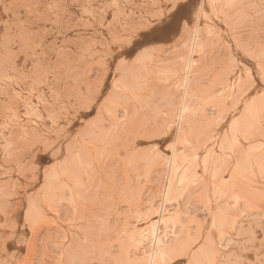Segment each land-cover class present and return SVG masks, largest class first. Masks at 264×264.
I'll return each instance as SVG.
<instances>
[{"label": "rangeland", "instance_id": "1", "mask_svg": "<svg viewBox=\"0 0 264 264\" xmlns=\"http://www.w3.org/2000/svg\"><path fill=\"white\" fill-rule=\"evenodd\" d=\"M152 225L264 264V0H0V264H149Z\"/></svg>", "mask_w": 264, "mask_h": 264}, {"label": "bare ground", "instance_id": "2", "mask_svg": "<svg viewBox=\"0 0 264 264\" xmlns=\"http://www.w3.org/2000/svg\"><path fill=\"white\" fill-rule=\"evenodd\" d=\"M197 45H199V43H198V40H197V37L195 36L194 37V39H193V41H192V43H191V47H190V51L192 52V51H194L195 50V48L197 47ZM185 67H186V70H185V72H184V77H183V81H182V86H183V94H182V98H183V101L185 100V98H186V95H187V90H188V88H189V85H190V73H191V71H192V67H193V59H192V57H191V55H189L188 56V61L186 62V64H185ZM190 90V89H189ZM251 104V103H250ZM184 109V108H183ZM182 109V110H183ZM186 109V108H185ZM192 109V108H191ZM196 109V108H195ZM153 110H155V109H153ZM181 110V111H182ZM186 111V110H185ZM184 111V112H185ZM190 112H191V110H190ZM260 114V113H259ZM237 123V122H236ZM235 128V127H234ZM238 128V127H237ZM263 128V127H262ZM246 132V131H245ZM175 136V135H174ZM199 141V140H198ZM194 149V148H193ZM175 157V156H174ZM177 157V156H176ZM151 158V157H150ZM172 159V158H171ZM170 159V160H171ZM245 164V163H244ZM167 165V164H166ZM170 165V164H169ZM238 165V164H237ZM168 168V167H167ZM250 168V167H249ZM248 169V168H247ZM242 170H243V168H242ZM194 172V171H193ZM171 173V172H170ZM169 173V174H170ZM192 173V172H191ZM168 174V175H169ZM185 174V173H184ZM187 174V173H186ZM193 174V173H192ZM239 174V173H238ZM240 175V174H239ZM239 175H237V176H239ZM184 176V175H183ZM182 176V177H183ZM185 176H187V175H185ZM193 176V175H192ZM240 176H242V175H240ZM169 177V176H168ZM191 177V176H190ZM189 177V178H190ZM186 178V177H185ZM194 178V177H193ZM196 178V177H195ZM243 178V177H242ZM169 179V178H168ZM183 179V178H182ZM180 181V180H179ZM190 182V181H189ZM166 190V189H165ZM192 190V189H191ZM176 191V190H175ZM52 192V191H51ZM178 192H180V191H178ZM165 193V192H164ZM163 193V195H165V197L162 199V201L165 203L166 201H164V200H166L167 199V197H168V195H170V193H169V191H167V193L166 194H164ZM229 193V192H228ZM48 194V193H47ZM46 195V194H45ZM215 195H217V194H215ZM55 196V195H54ZM55 198V197H54ZM174 198V197H173ZM172 198V199H173ZM53 199V198H52ZM171 199V198H170ZM163 202H161V203H163ZM168 202V201H167ZM57 203V202H56ZM152 203V202H151ZM163 203V204H164ZM167 204V203H166ZM159 205V204H158ZM161 206H163V205H161ZM160 206V207H161ZM164 207V206H163ZM155 208V207H154ZM159 209H161V208H159ZM164 211V210H163ZM159 214H160V212H159ZM163 217L164 216H161V218L159 219V222H163L164 221V219H163ZM172 218V217H171ZM172 220V219H171ZM179 220V219H178ZM157 222V221H156ZM170 223V222H169ZM156 224V223H155ZM164 224V223H163ZM162 224V225H163ZM171 225H172V223H170ZM176 224V223H175ZM164 226V225H163ZM182 227H183V225H182ZM151 228H152V230L150 231V237H151V244H152V252H151V262H149V264H154V261H155V259H156V257L158 256V254H160L161 252H162V243H163V241H162V238H161V236H160V234H159V231H158V226L156 225V226H151ZM167 226H166V231H167ZM171 228V227H170ZM169 229V228H168ZM181 230H182V228H181ZM146 231H147V229H146ZM162 231H164L163 229H162ZM176 231V230H175ZM148 232V231H147ZM168 232V231H167ZM221 233V232H220ZM132 234V233H131ZM139 234H140V232H139ZM146 233H144V235H145ZM144 235L142 234V236L144 237ZM191 235V234H190ZM140 236V235H139ZM142 236H140V237H142ZM165 236V235H164ZM137 237V236H136ZM139 237V238H140ZM146 237V236H145ZM144 237V238H145ZM148 237V236H147ZM84 238V237H83ZM141 239V238H140ZM165 239H166V237H165ZM169 239V238H168ZM150 240V239H149ZM178 241H180V243H181V240L179 239ZM167 243V242H166ZM176 243V242H175ZM165 244V243H164ZM174 244V243H173ZM176 244H178V243H176ZM175 246H177V245H175ZM76 247V246H75ZM68 251V250H67ZM74 251V250H73ZM66 252V251H65ZM203 252V251H202ZM81 253V252H80ZM199 253V252H198ZM181 254V253H180ZM68 255V254H67ZM177 255V254H176ZM75 256V255H74ZM66 257V256H65ZM64 257V258H65ZM70 260V259H69ZM75 260V259H74ZM70 262V261H69ZM71 264V263H70Z\"/></svg>", "mask_w": 264, "mask_h": 264}]
</instances>
